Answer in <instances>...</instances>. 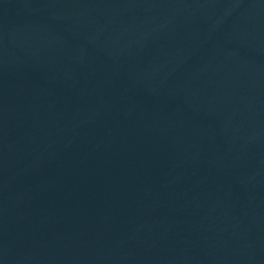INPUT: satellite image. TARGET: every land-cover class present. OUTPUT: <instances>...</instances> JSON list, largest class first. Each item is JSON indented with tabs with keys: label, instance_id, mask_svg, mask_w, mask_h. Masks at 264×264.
<instances>
[{
	"label": "water",
	"instance_id": "water-1",
	"mask_svg": "<svg viewBox=\"0 0 264 264\" xmlns=\"http://www.w3.org/2000/svg\"><path fill=\"white\" fill-rule=\"evenodd\" d=\"M0 264H264V0H0Z\"/></svg>",
	"mask_w": 264,
	"mask_h": 264
}]
</instances>
